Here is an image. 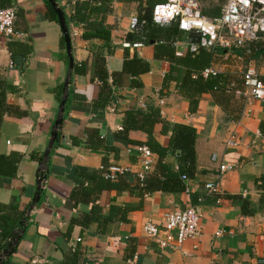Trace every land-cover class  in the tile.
I'll return each mask as SVG.
<instances>
[{
  "label": "crops",
  "instance_id": "1",
  "mask_svg": "<svg viewBox=\"0 0 264 264\" xmlns=\"http://www.w3.org/2000/svg\"><path fill=\"white\" fill-rule=\"evenodd\" d=\"M56 1L68 25L74 61L64 120L50 153L42 198L5 264H264V204L252 215L241 211L243 200L256 204L260 198L256 182L264 174L259 130L264 102L242 96L243 109L234 121L210 93L195 102L181 95L177 89L187 68L179 59L192 52L190 32L164 28L162 35H172L173 42L164 37L145 41L131 29V19H150L148 0ZM225 2L199 0L208 17L219 16ZM0 5L15 8L14 29L20 33L11 40L0 35V210L16 205L23 214L35 192L39 162L32 154L42 157L47 146L68 56L57 14L50 16L46 0H0ZM101 30L109 33L108 42L97 35ZM232 47L207 49L211 55L204 68L241 80L242 72L253 67L264 80V54H238ZM134 59L147 68H134ZM127 60L131 69L124 67ZM150 105L159 108L162 120L195 130L194 172L181 175L184 189L143 192L137 182L142 170L138 147L146 144L148 134L140 122L123 130L125 114L147 112ZM163 128L157 121L153 136L167 147L171 130ZM231 134L237 144L227 146ZM178 155L168 152L161 162L177 171ZM159 159L153 152L150 176L163 177ZM220 164L231 168L220 172ZM102 166H124L129 172L114 179L118 188L81 194L80 186L96 188V183L79 172ZM216 181L219 191L208 194L205 184ZM188 205L201 213L200 234L180 248H161L144 234L146 220L160 223L165 213ZM115 207L129 209L126 221L119 220Z\"/></svg>",
  "mask_w": 264,
  "mask_h": 264
},
{
  "label": "trees",
  "instance_id": "2",
  "mask_svg": "<svg viewBox=\"0 0 264 264\" xmlns=\"http://www.w3.org/2000/svg\"><path fill=\"white\" fill-rule=\"evenodd\" d=\"M166 0H148V5L150 7L151 16L149 20H146L144 23L141 20V16L137 17V27L135 31H140L145 41L149 37H155L159 39H163L162 37L169 39L170 42H173V36H164L163 31L164 28H171L173 33L178 34L182 30H180L176 25L172 27V24L159 25L152 21V9L158 3H163ZM49 14L51 17L56 18V12L52 9L51 5L47 2ZM143 17V16H142ZM144 21V20H143ZM190 32V40L192 42H199L200 35L194 31ZM158 34V36H157ZM97 35L103 37L107 42L109 41V33L105 30H101L97 33ZM264 34L260 35V37L256 40L246 41L242 44L235 45L232 47L235 53L244 54L247 53L251 56H259L264 54ZM149 40V39H148ZM166 41L165 39H163ZM162 47H167V50L173 48L171 44H165ZM192 53L195 56H192ZM197 53V54H196ZM210 51L207 50L206 47L200 46L197 52H188L185 57L179 59V63L186 66L187 71L178 85V92L181 95L188 96L192 102H195L202 93H210L213 97V100L220 106L224 111H226L227 116L231 120L239 119L242 109H243V100L242 95H237L235 93L236 90L242 89V81L230 76H225L221 73H216L215 75H209L207 77H203L201 75L202 69L208 66L210 61ZM192 57V58H191ZM134 64V68H139L138 70H144L147 66L140 60L134 59L132 60ZM131 61L127 60L124 62V67L127 68L129 65L130 68ZM170 70H175L173 66H170ZM177 71V70H176ZM133 72V71H132ZM135 72V71H134ZM105 77H107V73H104ZM102 78V82L106 83V78ZM239 83V85H237ZM228 89L230 91H228ZM148 111L143 112L141 109H137L132 112H126L125 114V126L123 130H130L137 127V124L141 123V129H144L148 134V140L146 142V146L151 150L152 154L157 153L159 155L158 167L162 170L161 178L150 176L149 173L144 177L142 181L137 179L138 184L140 185L143 192H151L153 190H180L184 189V183L180 179L181 175H189L192 176L194 172V163H195V149L194 142L196 133L194 128L186 124L174 123L171 124L168 121L162 120L160 117V111L158 107L153 105L148 106ZM157 121H162L163 123V132L171 130V135L169 138V143L167 147L160 146V144L156 141L153 136V127ZM260 132L264 135V121L260 122L259 126ZM179 151L178 159V170L170 171L167 169L166 165L161 162L162 157L168 153H176ZM32 158H34L37 162L41 161V153L36 152V154H32ZM110 167L102 166L99 170H91L88 172L80 171V175L82 179H93L96 183V188H85L80 186L78 191H81L83 195H89L100 190L104 189H112L118 188V184L114 181V179L107 178L105 176L107 170ZM121 175H118L115 179L119 178ZM256 187L260 192V198L256 204H253L250 201L243 200L241 211L244 215H252L258 209L259 206L264 204V174L261 175L256 182ZM111 208L110 210H112ZM128 208L121 207L120 209L115 207L116 213H119V220L126 221L127 220V212ZM22 213L18 210L17 206H9L6 209L0 210V251L8 239L12 230L18 225V221ZM96 219L97 217H91L90 219ZM111 220V217L109 218ZM103 220V219H102ZM75 221V220H74ZM82 226H86L87 223L82 221ZM76 253L74 252L73 255ZM64 264H67L64 262ZM71 264V263H68ZM74 264H76L74 262Z\"/></svg>",
  "mask_w": 264,
  "mask_h": 264
},
{
  "label": "built area",
  "instance_id": "3",
  "mask_svg": "<svg viewBox=\"0 0 264 264\" xmlns=\"http://www.w3.org/2000/svg\"><path fill=\"white\" fill-rule=\"evenodd\" d=\"M83 1V0H75ZM16 17L14 7L0 5V35L7 40L19 37L14 29ZM152 21L159 25L175 23L182 31H194L200 35L199 42H189L192 52H197L200 46L209 50L217 48L229 49L233 45L245 41L256 40L264 34V0H226L217 17H208L202 14L199 0H166L156 4L152 9ZM137 17L131 19V29H136ZM218 71L210 66L201 71L203 77L215 75ZM242 89L236 90L237 95L246 99H255L264 102V80H262L253 67L242 72ZM228 91H230L228 89ZM160 104L163 100L160 99ZM237 138L233 134L225 140V145L234 146ZM142 170L136 178L142 181L150 172L152 152L148 146L138 147ZM228 164H220L219 170L230 169ZM129 172L128 167L109 168L105 174L107 178L115 179L118 175ZM185 179V176H182ZM208 194L219 191L218 182L205 184ZM201 213L194 205L183 209L167 212L160 223L146 220L143 224L144 234L155 241L161 248H180L189 238L200 234Z\"/></svg>",
  "mask_w": 264,
  "mask_h": 264
},
{
  "label": "water",
  "instance_id": "4",
  "mask_svg": "<svg viewBox=\"0 0 264 264\" xmlns=\"http://www.w3.org/2000/svg\"><path fill=\"white\" fill-rule=\"evenodd\" d=\"M51 7L57 14V19L62 30V34L65 41L66 53L68 56V68L67 73L63 83V92L59 101L56 118L52 125L49 139L47 142V146L45 147L41 161L38 164L37 175H36V184H35V192L31 202L25 208L20 220L18 221V225L12 230L8 239L4 243L1 251H0V264H5V262L10 258L11 254L14 252L19 240L25 232L28 219L30 217L31 211L35 208V206L39 203L42 198L44 185L47 179V173L49 170L48 161L50 157L51 150L54 146L56 138L60 132L62 122L64 120V114L66 109V101L68 98V85L70 83V75L74 65L73 56H72V47H71V37L69 34V29L67 22L65 20L64 13L60 6L58 5L56 0H47Z\"/></svg>",
  "mask_w": 264,
  "mask_h": 264
},
{
  "label": "rangeland",
  "instance_id": "5",
  "mask_svg": "<svg viewBox=\"0 0 264 264\" xmlns=\"http://www.w3.org/2000/svg\"><path fill=\"white\" fill-rule=\"evenodd\" d=\"M238 66H239V67H242V66H241V64H240V65H238ZM239 76H240V74L238 75V78H240Z\"/></svg>",
  "mask_w": 264,
  "mask_h": 264
}]
</instances>
